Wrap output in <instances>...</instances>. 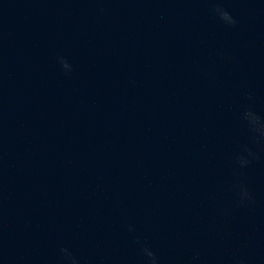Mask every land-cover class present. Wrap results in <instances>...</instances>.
Returning <instances> with one entry per match:
<instances>
[{
  "label": "clouds",
  "instance_id": "obj_1",
  "mask_svg": "<svg viewBox=\"0 0 264 264\" xmlns=\"http://www.w3.org/2000/svg\"><path fill=\"white\" fill-rule=\"evenodd\" d=\"M212 4L210 8L211 14L226 28H234L238 24L237 18L223 6L222 0H209ZM103 11V9H100ZM221 58H225L223 55ZM57 62L66 76L72 72V65L64 56H57ZM244 98L247 101L242 105L240 118L244 122L250 138L255 145L264 144V117H261L252 107L255 103V94L252 91H246ZM259 159L257 153L248 145H241L240 150L233 155L235 169L239 176H243V170L249 167L252 162ZM235 190V206L243 207L254 202L252 191L248 184L243 179H238L234 184ZM227 215V211L224 212ZM128 230L134 231V228L129 225ZM135 243L139 247L142 256L145 258V264H159V258L149 246L145 245L138 237L135 238ZM64 264H80L79 259L67 247L59 249ZM193 261L198 262L200 253L197 252L192 257ZM233 264H246V260L239 255L234 257Z\"/></svg>",
  "mask_w": 264,
  "mask_h": 264
}]
</instances>
